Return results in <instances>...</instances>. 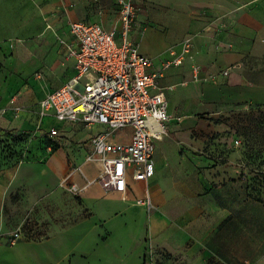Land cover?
Segmentation results:
<instances>
[{
    "label": "crops",
    "instance_id": "1",
    "mask_svg": "<svg viewBox=\"0 0 264 264\" xmlns=\"http://www.w3.org/2000/svg\"><path fill=\"white\" fill-rule=\"evenodd\" d=\"M134 2L142 12L138 13L130 35L138 42L140 51L153 58L156 69L161 65L157 57L173 56L168 50L171 45H176L179 51L180 43L186 37L192 39V50L183 63L165 70L159 80L169 101L172 119L167 123L166 132L155 139V173L152 177L132 180L125 194L107 191L98 182L88 183L99 172L97 163L86 161L90 138L105 129L106 125L59 120L53 113L40 115V100L62 86L76 71L75 59L68 55L67 46L59 38V56L51 54L48 60L38 59L33 65L28 63L29 70L42 66V71H37L30 83L15 89L17 95L14 102L18 100L24 109L16 116L11 111L0 114V129L35 127L39 134L52 136L66 145L58 147L52 158L49 157L51 159L43 163L38 171L30 166L23 169L25 175L31 177L24 181L19 178L24 182L23 188H28L33 194H44L43 200L49 201L50 197H56L63 190L58 177L66 168L78 164L71 172L80 182L84 175L90 186L86 201L96 217H113L116 210L126 211L135 219L140 216L147 220L150 241L162 248L180 250L186 248L192 231L203 237L211 235L212 225L218 224L219 217H226L227 209L221 207V203L228 202L233 185L240 182L234 179L240 178L244 171L240 162L241 150L235 146L230 148L231 144L226 141L220 144L225 160L214 161L213 151L219 146L213 142L219 129L214 118L233 106L264 102V6H235L234 0ZM144 22H148L147 25ZM69 24L62 32L63 36H59L65 40L71 39ZM145 25L146 29L142 30ZM154 38L162 45L160 49L155 47ZM195 65L200 66V75L217 74V78L196 79ZM229 67L228 75L221 73V70ZM99 124L104 128L98 129ZM78 125L88 128H76ZM52 128H56L58 133L50 135ZM68 138L76 143L66 144V141H70ZM208 144L209 153L205 151ZM70 156L73 159L70 160ZM164 169L170 174L169 182H164L161 177ZM13 186L14 181L0 180V201H4L5 194ZM146 193L152 206L148 210L146 205L141 204L134 210L137 197ZM237 195H234L233 201L242 203V192ZM205 203L212 205L205 208ZM209 211H212L210 216ZM247 216L251 217L249 214ZM55 227L58 232L55 234L52 229L50 236L41 241L21 240L7 245L9 238L0 236V264H73L68 254L75 250L70 248L63 251L59 236L70 230L54 223L52 228ZM82 227L86 228L87 237L96 231ZM5 228L0 220V229ZM221 231L223 235L228 234L225 229ZM241 233L242 229L237 225L229 231L234 235ZM212 241L213 244L219 242L222 245L236 242L224 236ZM263 241L259 238L256 243L263 246ZM254 260L264 264V256L256 254ZM231 264L242 263L234 259Z\"/></svg>",
    "mask_w": 264,
    "mask_h": 264
},
{
    "label": "rangeland",
    "instance_id": "2",
    "mask_svg": "<svg viewBox=\"0 0 264 264\" xmlns=\"http://www.w3.org/2000/svg\"><path fill=\"white\" fill-rule=\"evenodd\" d=\"M116 1L0 0V114L8 111L15 116L21 114L24 106L18 100L9 104L17 95L15 89L30 83L32 76L37 71H42V66L29 70L28 63L33 65L38 59L48 60L51 54L59 56L57 41L59 36H63L62 32L70 21L83 20L101 23L109 28L115 27L120 10ZM247 1L234 0V4L264 6V0ZM138 20L140 21L139 18ZM144 23L147 25L148 22ZM146 25L142 30L146 29ZM154 45L158 49L162 47L156 39ZM176 47H169L171 54ZM157 59L161 61L159 69L163 73L176 66L163 67L169 56H159ZM6 100L8 103L4 104ZM5 107L6 110L3 111ZM214 120L219 125L213 137V142L219 145L213 151L214 161L225 160L220 144L226 141L231 144L230 148L235 146L241 150L240 162L244 171L240 178L234 179L235 182H240L233 185L228 202L221 203V207H226L227 215L225 218L219 217L216 226L212 225L211 235L203 237L192 231L186 241V248L174 250L162 248L150 241L146 229L147 220L140 216L135 219L126 211L116 210L115 216H107L108 220L96 217L86 201L90 186L84 175L80 182L71 172L78 164L66 168L58 177L62 192L56 197H50L49 201H44V194H33L28 188H23L22 181L31 178L25 175L23 169L30 166L38 171L43 163L46 164L52 158L58 147L66 145L52 136L39 134L35 127H30L0 129V180L14 181V186L5 194L4 201H0V220L6 226L5 229H0V236L9 238L7 245H11L12 240L41 241L50 236L52 229L55 234L58 232L57 227L52 228L54 223L62 225L70 230L59 235L62 250H75L68 254V258L73 259V264H231L234 259L241 260L242 264H262L256 263L254 258L256 254L264 256V102L230 107ZM57 124L62 126L61 123ZM82 127L88 128L85 125H78L76 128ZM97 128L103 129L104 125L99 124ZM119 137L121 130L114 133L115 139ZM68 139L70 141H66V144L76 143L72 138ZM208 147L209 144L205 151L209 153ZM69 159L73 157L70 156ZM161 177L164 182L170 181V174L166 169L162 170ZM73 183L80 190L70 189ZM239 192H242L244 198L242 203L233 201L234 195L238 196ZM144 196L137 197L134 210L141 204L146 205L148 210L152 206L141 201ZM211 205L205 203L204 207ZM207 213L210 216L212 211ZM234 224L241 227V234H229ZM82 226L96 231L87 237L86 228ZM223 229L228 234L223 235ZM223 236L235 239L236 242L231 245L219 242L213 244L212 239L217 241ZM259 238L263 241V246L257 245ZM80 248L83 250H76Z\"/></svg>",
    "mask_w": 264,
    "mask_h": 264
},
{
    "label": "built area",
    "instance_id": "3",
    "mask_svg": "<svg viewBox=\"0 0 264 264\" xmlns=\"http://www.w3.org/2000/svg\"><path fill=\"white\" fill-rule=\"evenodd\" d=\"M117 2L119 18L113 28L70 21L71 39L60 40L75 59V74L40 100L39 113H53L59 120L87 125L105 124V129L90 138L86 161L97 163L99 172L88 183L98 182L107 191L125 194L132 180H148L154 175L155 139L166 132L172 114L159 84L162 69L154 67L153 58L142 53L130 35L140 8L134 0ZM180 45L163 67L183 63L192 50L191 37ZM229 72L230 67L221 70L224 75ZM194 73L196 79L217 78V74L200 75L198 65ZM120 130L121 137L115 139L114 133ZM57 133L56 128L50 131V135ZM70 189L80 190L76 183ZM141 201L152 205L148 193Z\"/></svg>",
    "mask_w": 264,
    "mask_h": 264
}]
</instances>
